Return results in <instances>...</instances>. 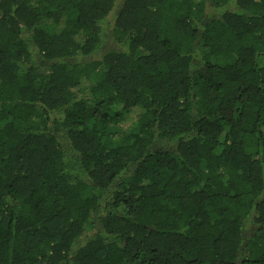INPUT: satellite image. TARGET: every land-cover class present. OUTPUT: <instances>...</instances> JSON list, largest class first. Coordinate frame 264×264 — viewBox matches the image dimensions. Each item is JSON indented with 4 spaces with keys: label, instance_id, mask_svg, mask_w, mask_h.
<instances>
[{
    "label": "trees",
    "instance_id": "trees-1",
    "mask_svg": "<svg viewBox=\"0 0 264 264\" xmlns=\"http://www.w3.org/2000/svg\"><path fill=\"white\" fill-rule=\"evenodd\" d=\"M0 264H264V0H0Z\"/></svg>",
    "mask_w": 264,
    "mask_h": 264
}]
</instances>
